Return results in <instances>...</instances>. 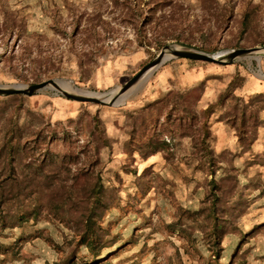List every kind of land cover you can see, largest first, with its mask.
Returning <instances> with one entry per match:
<instances>
[{"label": "rangeland", "instance_id": "rangeland-1", "mask_svg": "<svg viewBox=\"0 0 264 264\" xmlns=\"http://www.w3.org/2000/svg\"><path fill=\"white\" fill-rule=\"evenodd\" d=\"M166 45L264 47V0H0V85L71 80L107 93ZM140 80L111 106L51 88L0 95V264H264V92L246 91L264 83V53L170 57ZM207 87L217 94L203 107ZM99 131L93 218L106 246L94 260L73 230ZM60 180L69 207L46 210L55 197L39 185Z\"/></svg>", "mask_w": 264, "mask_h": 264}, {"label": "trees", "instance_id": "trees-1", "mask_svg": "<svg viewBox=\"0 0 264 264\" xmlns=\"http://www.w3.org/2000/svg\"><path fill=\"white\" fill-rule=\"evenodd\" d=\"M209 109V107H208ZM209 112H212V110H210ZM94 120V124L96 126L99 125V118L97 116L93 117ZM98 134V135H97ZM96 134V139H92V141L94 142V146H93V154L91 155L90 159L88 160V163L85 167H87L86 170H84L81 174L83 176V183L81 184V187L78 189V191H80V196L87 201V206H85V208L81 209V211L79 212L78 218H79V224L81 225L80 228V233H78L77 231H74V235L78 236L76 243L78 244H83L92 254V257L94 260H96V258H98V256L101 255V250L104 246L103 241H101V236L99 233V230L101 229L100 225H98L95 221L94 214L96 213V207L97 204L99 203V196L98 193L100 191V168H99V146L98 144L102 143L107 145V139L104 136V134L99 131ZM97 140V141H96ZM11 142V141H9ZM14 149V147L9 146L8 150L12 151ZM210 155V160H211V165H210V172L213 173L215 171V159L214 157L211 155V153H207ZM44 160V159H43ZM209 160V161H210ZM42 161L41 159L39 160V162ZM63 162H60V164L58 165H62ZM25 167L30 168L31 171V175L32 176H36V175H40L42 174V170H40V167L38 166L39 164L37 163V161H35V159H30L29 162L24 163ZM66 164H64L65 166ZM62 169H65L64 167H62ZM9 172L8 174H10V177L15 178L17 175V172L15 171V168L13 165L10 164L9 167ZM42 177H49V174H43ZM73 178H76L75 176H73ZM60 181H55V182H50L48 183V185H39V190L38 193H43L44 196H49L50 198L55 197V199H47L44 200L43 203H45V209H50V208H55V207H59V211H64V209L68 208L69 205H67L66 200L67 197L61 192L60 189ZM211 183V195L214 196V199L217 197V194L215 193V188L218 187V183L214 178H211L210 180ZM18 187V186H17ZM3 186L0 184V192L2 191ZM23 189L19 188L17 189V195L25 197V195H27L26 193L20 192ZM42 194V195H43ZM5 200H0L1 204L2 202H4ZM37 207L38 208V201L36 202ZM33 209L35 211H37L38 209ZM79 209V208H78ZM21 218V217H18ZM0 221H4L3 217L0 216ZM52 264H59L58 262H53Z\"/></svg>", "mask_w": 264, "mask_h": 264}, {"label": "water", "instance_id": "water-1", "mask_svg": "<svg viewBox=\"0 0 264 264\" xmlns=\"http://www.w3.org/2000/svg\"><path fill=\"white\" fill-rule=\"evenodd\" d=\"M256 52L264 53V47H252V48H236L225 51L223 57L219 54H208L202 51L193 50L190 48L175 46V45H166L164 46L159 53L148 63L143 65L137 73L130 77L123 85H121L117 90L113 91L109 97L103 95H98L94 93L89 94H79L76 92H68L63 90L61 87L56 84L54 79H48L35 83H15L12 85H0V95H11V94H25L30 95L34 92L45 88H51L57 91L58 93L68 97L70 99L81 101V102H90L100 105H117L118 99L130 89L138 80L148 71L160 65L167 58L165 54H171L170 57H180V58H190L195 60H202L208 62H215L220 64L232 63L236 58L250 55ZM168 57V58H170Z\"/></svg>", "mask_w": 264, "mask_h": 264}, {"label": "crops", "instance_id": "crops-1", "mask_svg": "<svg viewBox=\"0 0 264 264\" xmlns=\"http://www.w3.org/2000/svg\"><path fill=\"white\" fill-rule=\"evenodd\" d=\"M186 76V75H185ZM187 77V76H186ZM186 77H184L183 79H185ZM187 82H185L184 80L182 81V83L185 85V84H187V85H189V84H194V83H196L197 82V79L196 78H192V79H190V78H188L187 77V79H185ZM246 91H263L264 92V83H259V82H256V81H254V80H252V81H250V83L247 85V87H246ZM216 91L214 90V89H211L210 87H207L206 88V91H205V94H204V96H203V98H202V102L201 101H199L200 102V104H203V107L205 106V105H207V103H210V102H212L214 99H215V97H216V94L217 93H215ZM214 114H215V112H214Z\"/></svg>", "mask_w": 264, "mask_h": 264}, {"label": "bare ground", "instance_id": "bare-ground-1", "mask_svg": "<svg viewBox=\"0 0 264 264\" xmlns=\"http://www.w3.org/2000/svg\"><path fill=\"white\" fill-rule=\"evenodd\" d=\"M170 56H171V54L166 53L164 58H168V57H170ZM256 58L259 59L258 56H257ZM148 73H149V71L146 72V73L141 77L142 80H143V77H146V75H148ZM141 78H140V79H141ZM140 79L138 80V83H139V81H141ZM55 82H56V84H58L59 87H61L63 90H66V91H68V92H76V93H79V94H89V93L91 94V93H93V92H89V91H87V90H83V89L76 88V87L73 86V84L71 83V80H57V79H56ZM9 85H12V84H9ZM117 89H118V87H117L116 89L110 91V92H107V93H94V94H98V95H103V96H105V97H109L110 94H111L113 91L117 90ZM123 97H124V96H121V97L118 99V102H120V101L123 99ZM123 100H124V99H123Z\"/></svg>", "mask_w": 264, "mask_h": 264}]
</instances>
